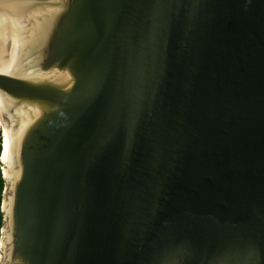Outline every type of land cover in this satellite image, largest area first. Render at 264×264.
I'll use <instances>...</instances> for the list:
<instances>
[{"label": "water", "instance_id": "obj_1", "mask_svg": "<svg viewBox=\"0 0 264 264\" xmlns=\"http://www.w3.org/2000/svg\"><path fill=\"white\" fill-rule=\"evenodd\" d=\"M0 120V264H264V0H0Z\"/></svg>", "mask_w": 264, "mask_h": 264}, {"label": "bare ground", "instance_id": "obj_2", "mask_svg": "<svg viewBox=\"0 0 264 264\" xmlns=\"http://www.w3.org/2000/svg\"><path fill=\"white\" fill-rule=\"evenodd\" d=\"M0 128H1V132H2V136H1V139H2V156H1V161L3 162L4 161V158H5V154H6V150H7V147H8V139H7V134H6V131L2 125V122L0 120ZM3 173H4V169H2Z\"/></svg>", "mask_w": 264, "mask_h": 264}, {"label": "trees", "instance_id": "obj_3", "mask_svg": "<svg viewBox=\"0 0 264 264\" xmlns=\"http://www.w3.org/2000/svg\"><path fill=\"white\" fill-rule=\"evenodd\" d=\"M1 129V128H0ZM2 131V130H1ZM0 131V134H2V132ZM1 135H0V151H1ZM3 189V180L1 178V173H0V201H1V192ZM0 226H1V213H0Z\"/></svg>", "mask_w": 264, "mask_h": 264}]
</instances>
